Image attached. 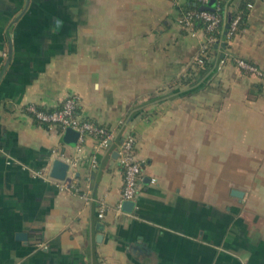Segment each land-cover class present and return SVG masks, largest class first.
Returning a JSON list of instances; mask_svg holds the SVG:
<instances>
[{
  "label": "crops",
  "instance_id": "1",
  "mask_svg": "<svg viewBox=\"0 0 264 264\" xmlns=\"http://www.w3.org/2000/svg\"><path fill=\"white\" fill-rule=\"evenodd\" d=\"M245 1L246 26L190 85L205 31L185 32L173 0H0V264H264V0ZM69 93L83 118L135 134L131 211L116 210L117 142L71 146L25 110ZM54 151L79 158V192L34 175Z\"/></svg>",
  "mask_w": 264,
  "mask_h": 264
},
{
  "label": "built area",
  "instance_id": "2",
  "mask_svg": "<svg viewBox=\"0 0 264 264\" xmlns=\"http://www.w3.org/2000/svg\"><path fill=\"white\" fill-rule=\"evenodd\" d=\"M186 0H173L175 6L185 2ZM197 8L184 9L177 17V23L187 33L195 35L197 28L195 23L200 22L204 25L205 39L200 44L197 53L194 55L192 62L202 63L206 57L207 51L212 44L220 42L216 36L218 30L221 31L226 21V10L220 12V7L214 6L212 10L199 9V5H206L208 0H194ZM251 7V6H250ZM239 16L232 20L229 28L226 30L228 36L235 31ZM196 24V25H197ZM203 29V28H202ZM233 63L246 73L253 74L257 77H263V71L253 62L245 58L228 55ZM80 97L75 93L67 94L61 102L52 108L39 106L35 103L26 105L25 110L33 117L34 120L41 124L55 125L60 131H64L67 127L78 132L77 145L84 142L85 137L91 136L95 139L93 148L95 151L101 150L109 146L112 142H117V160L122 172V188L120 192V200L116 205L117 211H122V202L124 200H135L139 184L142 180L141 160L136 153V137L132 130L128 129L120 138L118 137L117 128L100 124L95 121L83 118L79 114ZM119 138V139H118ZM57 158L68 164L66 173L62 179L53 177L49 173L48 166H43L33 173L35 176L53 182L58 188L73 191L75 193L81 190L77 181V168L80 163L76 156H66L62 151H54ZM90 166H97L95 155L90 158ZM81 196L87 202L92 199L88 191H82ZM107 209L104 201L97 203V215L103 217Z\"/></svg>",
  "mask_w": 264,
  "mask_h": 264
},
{
  "label": "trees",
  "instance_id": "3",
  "mask_svg": "<svg viewBox=\"0 0 264 264\" xmlns=\"http://www.w3.org/2000/svg\"><path fill=\"white\" fill-rule=\"evenodd\" d=\"M195 1L194 0H186L183 3H180L178 5H176V9L178 10L179 14L184 10V9H194L197 8V4L193 5ZM196 3V2H195ZM252 2L251 1H242L241 3H239L238 5H234L233 4V0H216V6L219 5L220 7V12H223L224 10H226V17H229V21H228V27L229 28L232 20L234 19V17H236L237 15L239 16L238 22H237V26L235 31H233L231 34H229L228 36L224 33L225 31V23L220 30H218L215 34L217 37H219L222 41V43H224L222 46L224 48H226L227 45V41L226 38H231L233 37L235 34H237L243 27L246 26V17L248 14V11L250 9ZM226 18V19H227ZM197 22L195 23V26L197 28H203L204 29V25L202 22H200L199 24H197ZM216 48L215 44H212L209 48V50L207 51L206 57L203 58V62L202 63H198V62H192L189 67L186 69V72L181 76V82L186 83V84H195L196 82H198L206 73L207 71L210 69L211 67V62L208 61V56L210 54V51L212 49ZM225 57H226V53H225Z\"/></svg>",
  "mask_w": 264,
  "mask_h": 264
},
{
  "label": "water",
  "instance_id": "4",
  "mask_svg": "<svg viewBox=\"0 0 264 264\" xmlns=\"http://www.w3.org/2000/svg\"><path fill=\"white\" fill-rule=\"evenodd\" d=\"M216 4V0H208L206 5H199L198 8L199 9H209L212 10L214 8ZM193 5H196V3L194 2ZM228 21H229V17L226 19L225 21V31L224 33H226L227 27H228ZM222 45L224 43H221ZM77 138H78V132L74 129H72L71 127H67L62 134V140L71 145V146H75L77 145ZM68 164L66 162H64L63 160L59 159V158H55L52 161L51 164V169H50V175L59 179H62L66 173ZM232 194L237 195V196H241V192L237 191V190H232ZM135 205L134 200H124L122 202V208L126 211H131L133 209Z\"/></svg>",
  "mask_w": 264,
  "mask_h": 264
}]
</instances>
